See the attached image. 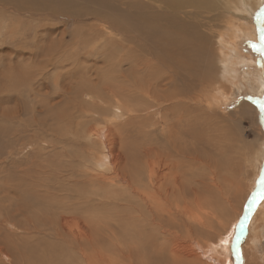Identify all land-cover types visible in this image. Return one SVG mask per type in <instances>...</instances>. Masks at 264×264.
<instances>
[{
  "label": "rangeland",
  "instance_id": "obj_1",
  "mask_svg": "<svg viewBox=\"0 0 264 264\" xmlns=\"http://www.w3.org/2000/svg\"><path fill=\"white\" fill-rule=\"evenodd\" d=\"M240 1L229 0L228 8L225 7L226 10L222 13V9L220 11L222 6L218 1L213 0L217 10L209 12L212 18L207 20L209 25L203 22V27L198 23L196 26L193 25L202 36L207 34L206 36L210 37L208 48L204 50L205 54L208 53V63L204 62L201 56L199 59H189V72L184 80L186 82L179 85H187L186 88L190 89L187 88L188 92H185L188 94L185 96L187 100L185 108L191 122L190 126L186 127L189 135L187 142L189 146L191 140L196 143L189 147L188 158L184 159L185 185L190 187L191 194V189L196 187L197 180H202L204 185L206 181L209 185L208 177H211L213 185L218 182L220 190L233 189L232 193L228 191L229 203L221 200L218 194L208 191L206 186L205 189L202 187L198 192L200 200L197 203L189 194L186 200L189 214L198 219L190 216L178 226L170 222L169 225L174 226V229L168 228L169 231L155 228L154 223L150 225L138 223L135 218L138 210L144 211L143 213L147 210L137 205L135 200L133 204L125 205V200L129 198L128 189L123 186L125 184L119 178L109 179L112 171L107 169L111 165L106 164V169L101 167L96 169L93 164L98 163V159H104V155L98 139L88 138V134L92 131L113 124L116 131L112 133V137L118 143L120 141L126 149H123L124 151L129 150L130 155L122 151L128 158L126 165L133 168L137 167V163H134L137 158L133 150L138 149L145 132L153 133L151 138H154L162 125L161 123L156 125L157 128L151 126L155 121L160 120V114H154L155 110H151L149 114L148 112L139 114L138 118L141 117L143 121L129 122L126 117L120 115V110L125 112V105L133 112L146 102L147 96L140 95L134 82L128 81L137 77L139 73L132 70L127 72L128 65L122 61L120 65H115V61L121 58L122 52H115L118 59L105 54L109 49L106 41L111 38L113 47L114 40L117 42L120 37L119 34L105 26L102 27V22L97 20L82 19V22L73 20L63 14H70L66 7L52 14L54 16L39 12L32 18L24 12L18 14L10 11V7L7 10L6 7L0 6V264H32L35 258L47 254L50 256L49 259L53 260L50 264H80L82 260L85 262L91 255L94 256L95 251H101L105 255V258H99L95 264H157L156 258L163 255L162 250L165 245L173 240H177L178 244L188 243L196 250L195 242L207 246L215 242L218 236L224 237L226 241L232 240L236 252L234 264H244L240 247L246 238L244 231L249 219L256 214L258 224L264 221L262 218L264 216V111L261 110V103H264V42L261 40L264 37V0H258V9L254 13L250 11L247 3L243 5ZM87 2L84 0V4ZM75 4L76 0H70L65 6L69 8ZM115 7L117 11L121 9L118 5ZM82 14L84 17L88 16L85 11ZM119 14L126 15L123 10H120ZM128 15L133 19V14ZM250 27L255 29L257 37L255 43L253 40L250 41L244 31V28ZM211 31L213 33H209ZM102 34L105 36L103 37ZM218 37L222 42L227 43L230 49L217 44ZM253 45L256 47L254 48ZM116 47L118 48V43L113 48ZM192 48L199 50L200 53L203 52V48L200 50L197 42ZM218 49L221 51V57L226 58V65L232 66L230 70L233 71L232 74L225 73L226 77L222 82L216 77V74L223 69L217 60L220 56ZM109 67L112 68L107 72ZM159 69H161L159 82L165 84L171 78V73L169 69L162 70L161 67ZM131 73L135 77H132ZM140 77L141 86H147L144 83L147 73ZM124 79H128L130 88L124 86ZM202 80L206 81L203 83ZM217 80L219 83L214 84ZM180 81L183 80L179 78L175 83L179 84ZM109 83L112 85L108 87ZM150 83L154 82L150 81ZM220 84L225 86H222L225 88V94L220 95L218 99L212 89H215V86L219 87ZM168 86L166 84L163 88ZM109 90L116 91L117 97L109 95L111 93ZM127 94L130 99L126 97ZM239 106L242 108H238ZM246 107L248 110L245 111ZM211 108L216 111H212ZM169 111L166 109L162 114L164 112L168 114ZM208 120L211 124L207 122ZM203 126L208 128L209 134ZM153 129L157 131L154 133ZM175 130L177 132V129ZM204 133L207 135L204 136ZM114 148L117 149L118 146ZM202 156H207L213 161L215 171L207 168L210 165L209 161L200 160ZM103 162L107 163V158ZM212 171L218 176L214 177ZM116 181H120V187ZM45 189L50 193L47 194ZM51 194L52 196L48 197ZM59 196L63 198V206L66 203L77 202L72 205L78 210L68 211L66 215L73 219V222L69 219L68 223L72 222L71 228H76L74 230L60 226L63 214L59 212L61 210L58 204L61 201ZM229 205H238L241 208H238L240 211L238 213H234L232 208L227 212L228 215L238 218L237 222L230 227V223H226L227 219L223 218L225 226L219 228L216 226V215L225 212ZM129 216L135 221L131 225L132 228H125ZM119 217H123L126 223L118 222ZM85 221L89 223L88 228H83L86 235L77 236L76 232L81 228L77 229L75 224L80 222L78 224L87 226ZM143 225L151 228H144L143 236H135L136 228H142ZM199 226L200 228H197ZM89 229L91 230L88 232ZM70 231H74L75 234H71ZM260 231L262 238L257 239L258 256L261 259L260 263L264 264V229L260 228ZM170 232L178 235H174L176 237L174 239L172 235L167 238ZM144 237L150 238L143 240ZM199 258L201 261H197L196 264L213 263L205 255L200 254ZM168 260H166L168 264H175L171 258ZM161 262L160 264H166Z\"/></svg>",
  "mask_w": 264,
  "mask_h": 264
},
{
  "label": "bare ground",
  "instance_id": "obj_2",
  "mask_svg": "<svg viewBox=\"0 0 264 264\" xmlns=\"http://www.w3.org/2000/svg\"><path fill=\"white\" fill-rule=\"evenodd\" d=\"M69 1L70 0H0V6L6 7L7 10H9V7H10V11L16 12L18 14L19 13L23 14V12H24V13H26V15H29L32 18L37 16L39 12H42L43 14L48 15V16L49 15L54 16L52 14L57 13L58 10H64V7H66L67 10L70 11V14H66V13H63V14H65L66 16H70L73 20H81V22H82V19L83 20L91 19L92 21L97 20L99 22H102V24H101L102 27L105 26V28L107 27L112 32L114 31L115 33L119 34V36H120L119 39L117 40V42H116V40H114L115 43L113 45V47H114L118 43V48L112 47V44H111L112 39L109 38V41H106L108 43L109 49H107L108 51L105 52V54L108 56L116 57L115 52L121 51L122 56H121V58H119V61L118 60L115 61V65L118 66L123 62V63H126L128 65V71L127 72H131V70H132L133 72L139 73V75L136 74L137 77L133 76V74L131 73L132 74L131 76L135 77V78L134 79L132 78L133 81L131 79L130 80L127 79V80L130 81L131 83L134 82V84L136 86L134 84L133 85L137 88L140 95L147 96L146 102L143 103V105L137 107L133 112L130 111L131 108L126 107V105H125L124 106L125 112H122L120 110V115L126 117L127 121L129 120V122L132 120L133 121H135V120L143 121L142 119H140L141 117L138 118L139 114L147 113V112L149 114V112L151 110H155L154 114H160L159 115L160 120L157 119V121L158 120L159 121L158 122L155 121L151 126L156 127V125L161 123L162 124L161 129L158 133L155 134L156 136L154 138H151V135L153 133L149 134V133L145 132V135L141 139V143L139 144L138 149H136L135 151L133 150V152L136 156L135 158H137L136 161L134 162V163H137V167L134 166L135 167L134 170H132L134 167L132 168V167L126 165V162H127L126 160L128 158L123 153V151L126 149L123 148V145H121L120 141L118 143L117 140L112 137V133H115V131H116L115 130L116 128H115V126H113V124H110L108 127H105L104 129L101 128L99 130H94L91 133H89L88 134L89 137L88 136L87 137L88 138L94 137L95 139H98V142L102 145V149H103L102 153L104 155V159L107 158V163L103 162L104 161L103 158L98 159L99 162L96 161L98 163H93L95 168L98 169V167H101L103 169H106L107 166L111 165L109 167V169H107L110 172L112 171L111 175H109L110 176L109 179L111 178V180H116L119 178L122 182H124L125 185H123V186H125V188L128 189V197L129 198L125 200V202H126L125 205H128V203L133 204V201L135 200L137 205H141V206H143V208H145L147 210L146 213H143L144 211L141 212L140 210H138L137 215H135L136 221L138 223H143V224H148V225H150L151 223H154L155 228H159V229L164 228V231L165 230L169 231L168 228L174 229V226L171 227L169 225L170 222L173 224H176L178 226V225H181L182 222H185L187 219H189L190 216L195 218V219H198L196 216L194 217L193 215L189 214V209L186 208V206H187L186 200H187V197L189 194V195L193 196L194 202L197 203V201L200 200V198H199L200 195L198 194V192L201 191L202 187H204L203 189H205V186H206V189L208 191H211L213 194H218L219 197L221 198V200H224L226 203H229V198H230L229 195L230 194L228 193V191L230 193H232L233 189L229 188V190L226 189V191H223L222 189L220 190L219 186H218L219 185L218 182L217 183L215 182L216 184L213 185V183L211 181V177H208V179L210 180L209 185L206 184V181H205V185H204V182L202 180H200V181L197 180L196 184H195L196 187H193L191 189V191H192L191 194L189 193L190 187H187L185 185V182H186L185 162L186 161L184 159H185V157L188 158L187 156L189 153V147L193 144H196V143H194V141L191 140V143L189 146V144L187 142L189 135H188V132H186V127H188L187 125L190 126L191 122L189 120V117L187 115L186 108H185L186 107L185 104L187 101L185 96L188 95L187 93L185 94V92H188L189 88L188 87H187L188 89L186 88L187 85H183V86H179V85L183 82L184 83L186 82L184 80H186V74H188V72H189L188 71V68H189L188 60L189 59H191V58H193L191 60L199 59L201 56L204 58L203 59V60H205L204 62L208 63V61H207V54L208 53L205 54L204 50L206 48H208V40H210V37L206 36L207 34L205 36H202L198 32V30L196 28H194L193 25L196 26L197 23L201 27L204 26L203 24L209 25V24H207V20L209 21L212 19L210 17L211 13L209 15V12L214 11V10L216 12V10H217V7L214 4L213 0H104V1L103 0H87L88 2L85 4H84V0H76L75 6L68 8L65 5ZM98 1H102V2H98ZM216 1H218L219 4L222 6L220 8V11L222 9V13H224L226 10L225 7L228 8L227 2L229 0H216ZM240 2H242L243 5H245L247 3V6L249 7V9L252 13H254L258 9V5H259L258 0H254L253 2L250 0H241ZM103 4H106V5H103ZM116 5H118V8H121L120 10H123L126 13V15H120L119 14L120 10H118L119 12L117 11V9L115 7ZM107 10L114 11V12L112 13V12L107 11ZM49 11H51L52 13H49ZM83 11H85L88 16L84 17V15L82 14ZM74 12L76 13V15H74ZM109 14H113V15L111 16ZM128 14H133V16H134L133 19ZM79 18H81V19H79ZM202 22H203V24H202ZM211 30H213V29L211 28ZM244 31H245L246 35H248L250 41L253 40L254 43L257 41V37L255 35V29L253 27L244 28ZM209 33H213V31H211ZM241 34L242 33H240V35ZM102 36H103V34H102ZM195 42L199 43L200 50H201V48H203V52L200 53L199 50L192 48ZM216 42H217V44H222V45L226 46L228 49H230V47L227 45V43L222 42V39L220 37L217 38ZM218 53H220V56L217 57V60L223 69H221L220 73L216 74V77L219 81L222 82V80H224L226 77L225 73L232 74L233 71L230 70V69H232V66L228 67L226 65V63H225L226 58L223 59L222 58L223 56L221 57V51L219 49H218ZM147 57H149V59H144ZM209 61H210V59H209ZM127 65H125V66H127ZM205 66H206V64H205ZM159 67H161L162 70L163 69H166V70L169 69V72L171 73L170 79H168L170 74H168L169 76L167 78L165 77L166 79H168L167 83H165V84H163V82L160 84V82H159V78L161 77V69H159ZM111 68L112 67H109L107 69V72H109V70ZM119 72H121V71H119ZM145 72L147 73V77H145V80H144V78H142V79L145 81L144 83H146L147 86L143 87L140 84V83H142L140 76L143 75ZM127 74H129V73H127ZM197 75H198V73H197ZM205 76H206V72H205ZM179 78L182 79L183 81H180L179 84H177L178 82L175 83L176 81L179 80ZM166 79H165V81H166ZM127 80L126 79L123 80L124 81L123 84L125 87H127L129 85ZM218 80L214 84L219 83ZM112 81H113V79H112ZM150 81L154 82V83L151 84ZM187 81H189V80H187ZM202 81L204 83V81H206V80H202ZM262 82H263V80H262ZM111 83L108 84V87L110 85H112ZM166 84H168L169 86L166 88H163V87H165ZM221 84L219 87L215 86V89H212L214 91V95L216 94L218 96V99L220 98V95L225 94V91H224L225 88H223L225 86L222 85L223 86L222 87ZM121 86H123V85H121ZM158 87H160V89H158ZM173 87H174V90H172ZM105 89L107 92L108 88L106 87ZM205 89H207V88H205ZM263 89H264V86H263ZM121 91H122V89H121ZM131 91H133V90H131ZM109 92H111L109 95L112 94V97H114V95H115V97H117V95L115 93L116 91L109 90ZM123 92H124V90H123ZM125 92H126V89H125ZM190 93H191V91H190ZM205 93L207 94V92H205ZM129 94H127V96H126V97H128V99H130ZM174 97H175V99H173ZM213 98H214V96L212 97V100H213ZM216 102H218V100ZM124 103H125V101H124ZM124 103H122V104H124ZM138 104H140V103H138ZM190 104H191V102H190ZM187 107H188V105H187ZM210 107H211V105H210ZM238 108H240V106ZM166 109L170 110L169 113L166 114L164 112L162 114V111H164ZM219 109H220V107H219ZM207 110H209V109L207 108ZM211 110H212V108H211ZM213 110L216 111V109H213ZM246 110H248L247 107H246L245 111ZM196 115H199V114H195V116ZM130 117H132L133 119ZM146 117H144V118H146ZM57 121H58V119H57ZM148 122H150V121H148ZM194 122H195L194 124H196V121H194ZM207 122H209V120ZM206 124H208V123H206ZM209 124H211V123L209 122ZM203 128H206V126L205 127L203 126ZM209 128L211 129V127H209ZM175 129H177V132ZM206 129L208 130V128H206ZM156 131H157L156 129L152 130V132H154V133ZM189 132H191V131H189ZM192 132H193V130H192ZM209 133H210V131L208 130V134ZM193 134H192V136H193ZM195 135L197 136V134H195ZM206 135L207 134H205L204 136H206ZM210 135L208 137H210ZM185 137H186V139H185ZM212 140H214V139L212 138ZM201 145H203V144H201ZM116 146H118L117 149L114 148ZM203 147H204V145H203ZM124 152L125 153L128 152V154L130 155V152L128 149H127V151H124ZM202 152H203V150H202ZM202 152H200V153H202ZM204 154H205V151H204ZM101 156H102V154H101ZM192 156H193V154H192ZM200 160L209 161L210 165L207 166V168L209 170L215 171L216 168L214 167L213 161L208 159L207 156L206 157L202 156V158ZM106 164H107V166H105ZM192 165H193V163H192ZM195 169L197 170V168H195ZM100 171H102V170H100ZM214 171H212L211 174H213L214 177L218 176L214 173ZM213 180H215V178ZM116 182L119 183L118 186L120 187V181H116ZM109 186H112V184H109ZM221 186H222V184H221ZM232 187H233V183H232ZM46 189H45V191H46ZM60 189H62L61 186H60ZM233 192H235V191H233ZM49 193L50 192H47V194H49ZM234 195H236V193ZM50 196H52V194L49 195L48 197H50ZM53 196H55V195H53ZM57 197H56V199H57ZM216 197H218V196H216ZM59 198L61 199L60 196H59ZM234 198H235V196H234ZM56 199L54 198V200H56ZM109 200H110L109 202H111V199H109ZM62 201H63V198L61 199V201L58 202L60 209H61V210H59V212L63 214V215L60 214L61 215V219H60L61 225L60 226H61V228L72 229L73 227L71 228V224L73 222V219L70 216H69L70 218L67 217L66 215L69 213L68 211L75 212L76 210H78L77 207L74 206L77 202L75 204L72 202L66 203V205L63 206ZM72 204H74V205H72ZM200 204H202V202ZM206 204H208V203H206ZM77 206H79V205L77 204ZM120 206L122 207V205H120ZM197 206H198V204H197ZM127 207H129V206H127ZM230 208L233 209L234 213H238V211H239L238 205L237 206L229 205L228 209L225 212H222L219 215H216V223H217L216 226H218L219 228H224V226H225V223L222 220L223 218L227 219L226 223L229 222L230 223L229 226L230 225L234 226L233 223L237 222L238 218L236 219L235 216L227 214V212H229ZM195 209H197V208H195ZM239 209H241V208H239ZM72 214L73 213H71V215ZM231 216H233V217L230 218ZM262 218H264V216H262ZM69 219H71L72 222L68 223ZM85 219H87V218H85ZM178 220H179V222H178ZM249 220H250L249 224L247 226L245 225L246 228H245L244 233H245L246 238L244 237L245 239L242 241V244L240 247L241 259L244 260V264H250V263L251 264H257V263L261 264L260 263L261 259L258 256V247L259 246L257 244V239L262 238V231H260V228L264 229V221L261 224H258L256 214H253ZM48 221H49V219H48ZM128 221L129 222H128V224H126L125 228H132L131 225L134 224V221H135L134 218L129 216ZM118 222H121L124 224V223H126V220L123 217H121ZM137 222H135V223H137ZM78 223H80V222H78ZM78 223L75 224V227H77V229L78 228H81V229H78V231L76 232V234H78L77 236L86 235V232L84 231V229L88 228L89 223L87 224L85 221L87 226L85 224H78ZM187 225H188V221H187ZM197 225H198V223H197ZM200 225H201V223H200ZM144 228H151V226L150 227H148V226L144 227V225H143L142 228L137 227L135 230V236H137V235H140V237L143 236L142 233H144L143 232ZM197 228H200V226ZM74 229H76V228H73V230ZM57 230L59 231V229H57ZM66 230H65V233H66ZM90 230L91 229H89L88 232ZM63 231H64V229H63ZM192 231H194V230H192ZM70 232H71V234L72 233L75 234L74 231H70ZM172 233L171 232L168 233V235L169 234L170 235L169 236L167 235L166 237L168 238L172 235L173 237L172 236L171 237L174 239V237L176 235H178V234L175 235ZM195 233H197V232H195ZM67 235H68V233H67ZM129 236H130V234H129ZM74 237H76V236H74ZM74 237H73V239H75ZM61 238H62V236H61ZM131 238H133V236H131ZM149 238H147V239H149ZM70 239H72V237ZM147 239H145V237H144L143 240H147ZM169 239H171V238H169ZM64 241H66V240H64ZM71 241H73V240H71ZM90 241H92V240H90ZM176 241L173 240L172 242L168 243V245H165V248L162 250L163 255L159 256L160 254H158L159 257L156 258L155 263L158 261L157 264H160V262L162 261L161 263L166 262V264H168L167 263L169 261L168 259L171 258V260L175 264H179V263L180 264H196L197 261H201L199 258L200 254L205 255V257L208 260H211L213 262L212 264H221V262L223 264L225 262H228L229 264H234V261L236 259V257L234 256V254L236 255V252H235V248H234V245L232 243V240L226 241L225 238L222 236H218V238L216 239L215 242H211L207 246H202V245L198 244L199 242L198 243L195 242V247H196V250L198 252L188 243L180 244V242H179V244H178L177 243L178 241L177 242ZM80 243H82V242H80ZM83 243H85V242H83ZM52 248H53V246H52ZM80 248H81V246H80ZM84 249L86 250V247ZM91 249H92V247H91ZM91 252H92V250H91ZM68 253H70V252H68ZM94 253H93L94 256L91 255V257L86 259L85 262H83V260L81 262V260H80V262H81L80 264H95L99 260V258H105V255H103L101 253V251H97V252L95 251ZM59 254H60V252H59ZM77 256H78V254H77ZM49 258H50V256L48 254L41 256V257L39 256V257L35 258V260H34V262H32V264H50L53 260H50ZM166 260H168V261H166Z\"/></svg>",
  "mask_w": 264,
  "mask_h": 264
},
{
  "label": "snow or ice",
  "instance_id": "obj_3",
  "mask_svg": "<svg viewBox=\"0 0 264 264\" xmlns=\"http://www.w3.org/2000/svg\"><path fill=\"white\" fill-rule=\"evenodd\" d=\"M261 40L264 42V37H262ZM253 47L255 48L256 45H253ZM261 110L264 111V103H261Z\"/></svg>",
  "mask_w": 264,
  "mask_h": 264
}]
</instances>
